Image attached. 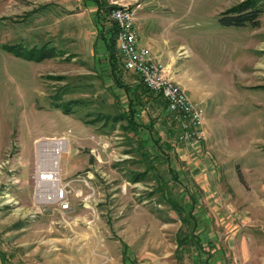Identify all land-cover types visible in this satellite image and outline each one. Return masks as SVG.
<instances>
[{
    "label": "rangeland",
    "instance_id": "obj_1",
    "mask_svg": "<svg viewBox=\"0 0 264 264\" xmlns=\"http://www.w3.org/2000/svg\"><path fill=\"white\" fill-rule=\"evenodd\" d=\"M83 1L0 0V264H68L63 254L75 251L68 244L73 237L102 240L90 257L118 254L124 238L151 261L174 247L179 227L190 236L184 264H193L197 245L239 264L238 239L264 240V116L253 106L256 91L229 84L225 74L244 55L249 67L255 43L264 41V7L257 27L228 26L220 13L243 0H143L174 1L167 19L173 17L175 59L163 64L167 75L176 67L184 78L178 84L204 110L205 137L190 150L176 141L177 122L158 93L145 97L135 128L120 116L127 97L114 86L107 53L94 47V8ZM19 44L37 52L54 46L58 54L27 60L4 47ZM117 75L143 84L121 62ZM57 97L81 102L65 114L52 105ZM44 137L68 139L59 159L61 180L71 189L64 215L56 204L36 212V141ZM161 188L175 197L193 194L201 227L183 224Z\"/></svg>",
    "mask_w": 264,
    "mask_h": 264
},
{
    "label": "crops",
    "instance_id": "obj_2",
    "mask_svg": "<svg viewBox=\"0 0 264 264\" xmlns=\"http://www.w3.org/2000/svg\"><path fill=\"white\" fill-rule=\"evenodd\" d=\"M83 4L85 5V7L94 8V11L92 12V19L95 22L96 27H98L97 40L94 41V47L97 46L99 50L103 49L106 52L104 42L99 36L101 27L100 24L97 22V16L95 13L96 6L91 1H87V0L83 1ZM132 4L135 9L134 26L136 28L139 37V43L149 48L153 60L160 61L162 63L168 62L169 60L173 62V60L175 59L174 57L175 48L173 46V42L169 41L170 37L168 33V29L170 27V23L173 17L171 18L170 16L171 20H168L167 18H168V12L169 13L173 12L174 1H170L169 3H167V1L139 0V1H132ZM258 20L260 21L261 18H258ZM222 43L224 47L230 48V42L228 40L223 41ZM116 46H117V40H116ZM177 46H180V44H177ZM244 51H245V45H244ZM249 62H250L249 67L244 68L245 65V55H244L243 58L238 59V62L236 63L237 65H235L234 68L231 69L230 64H228L226 69L227 74H225V77L226 76L228 77L227 78L229 80L228 83L231 85L253 88L256 91V94L253 99V106L261 116H264V41L262 42L260 40L258 43L257 42L255 43L253 47V51L251 52V57H249ZM175 68H176L175 66H173V70L167 68V72L174 81H176L181 85L184 78L179 75V73L175 70ZM224 68L225 67H223V69ZM117 77H119V82L123 84V87H127L129 89L130 97L136 96L138 94L139 89L137 88V85L139 83L137 81H131L130 79L128 81H125L123 79L124 76L122 75H117ZM114 86H116L115 82H114ZM123 87H121V89H123ZM142 99L146 100L145 96H143ZM126 107H127V103H126ZM184 145L187 148H190V150H195L199 146V144L196 145L195 147H190L187 144ZM180 196L182 195L180 194L179 197ZM188 197L189 195L187 196V198ZM170 208L173 209L171 206ZM174 211L177 213L176 210ZM36 212L39 213L38 211ZM65 212L68 211L61 212V215H64ZM141 212L148 214L149 210L145 208V211L144 209H141ZM192 213L194 214L197 222L195 223L194 226L191 227L197 228L199 225V219L196 217L195 207L192 208ZM191 225H193V222H191ZM200 227L201 226H199L198 228ZM179 231L181 232V227H179L177 230L174 247L169 251V253L160 256L153 255L155 256V258L153 257L154 259L151 261H149V259L152 258L150 255L134 254L133 252L134 250L131 249L132 246H130L128 240L124 238L118 240L120 243V250H119L120 252L118 254L114 253L111 255L110 254L105 255L101 252L100 254L96 253L93 257L92 256L90 257L88 255L89 251L97 252L95 246L101 244L102 240L84 239L78 241L75 237H73V239H69L68 244L70 245L71 242V244L76 246V249L72 253L63 254V258L64 260L67 259L65 260V262H67L68 264H184L183 255L181 253L182 249L180 248V246H178V242H177V236ZM189 237L190 236H188V238ZM141 238L142 240L144 239V234L142 235ZM210 240L211 238L208 240V242L211 243ZM197 241L199 242V239L195 237L193 239V243L196 244ZM236 242H238L237 258L239 264H261L263 262L264 240L261 242L253 241V243H249L248 245L246 243L247 240L244 239H238V241ZM92 243L94 244V246L92 245ZM250 245H252V247ZM88 247H91V250L90 249L86 250ZM196 248H198V251L196 255H193V261H194L193 264H226V261L224 260V256L221 262L222 255L219 256L218 254L219 251L218 253H214L215 248L211 250L208 249L209 251H203V249H201L200 246L198 245L196 246ZM249 248H252L251 252H248Z\"/></svg>",
    "mask_w": 264,
    "mask_h": 264
},
{
    "label": "built area",
    "instance_id": "obj_3",
    "mask_svg": "<svg viewBox=\"0 0 264 264\" xmlns=\"http://www.w3.org/2000/svg\"><path fill=\"white\" fill-rule=\"evenodd\" d=\"M113 3L108 15L117 26V49L124 68L137 74L147 89L164 98L168 112L173 114L177 122L176 141L195 147L205 137L202 106L167 75L163 63L152 59L149 48L139 43L134 26V7L117 1ZM36 148L40 156L33 181L38 212L44 211L48 204H56L60 210L68 211L71 208L68 199L71 189L68 181L62 182L59 166L60 155L67 148V139L44 137L36 141ZM53 154L59 157L57 164L47 162V157Z\"/></svg>",
    "mask_w": 264,
    "mask_h": 264
},
{
    "label": "trees",
    "instance_id": "obj_4",
    "mask_svg": "<svg viewBox=\"0 0 264 264\" xmlns=\"http://www.w3.org/2000/svg\"><path fill=\"white\" fill-rule=\"evenodd\" d=\"M91 1L96 6V16L97 22L100 24V38L104 42L105 49L108 55L110 73L114 78V82L116 87H123V84L119 82V77H117V66L122 61L119 62L120 55L116 46V33L117 27L114 23H112L108 19L109 10L113 7L109 0H87ZM264 7V0H243L220 13L218 17V21L223 25H233V26H243L249 24L251 27L258 26L259 15L263 12ZM6 49L11 51L14 55L23 57L27 60H36L40 61L45 58H51L56 56L57 49L54 46L48 47V45L43 44L38 50L33 46L28 50H23L22 47L19 45H11V46H4ZM123 65V64H122ZM124 67V66H123ZM125 69V68H124ZM126 70V69H125ZM128 71V70H127ZM138 94L136 96H129V89L127 87H123L124 93L127 96V109L122 113L120 116H127L129 120V124L133 125L135 128L137 123L135 121V116L139 113L140 109L143 108V103H146V100H143V96H150V91L147 89L143 84L139 83L137 85ZM81 99H70L67 101H63L60 97H57L55 100L52 101V105L55 108H60L65 114H70L73 111L71 109V105L80 103ZM166 103V102H165ZM124 114V115H123ZM104 117H108L107 114H103ZM119 118V117H118ZM167 146V145H166ZM168 147V146H167ZM163 160L170 163L171 157L167 152L163 154ZM150 166H153L150 164ZM173 172V176L175 175L174 169H170ZM144 172V171H143ZM135 181L138 180V177L135 176ZM161 188L160 196L161 198L168 203L174 210L177 211L178 215L181 218L183 224H190L193 222V225L197 222L195 219L194 214L192 213V208L195 207L197 203V199L194 195H189L188 198H184L182 196H173L172 191ZM188 235L183 234L179 231L177 236L178 246L183 249V245L187 242Z\"/></svg>",
    "mask_w": 264,
    "mask_h": 264
},
{
    "label": "bare ground",
    "instance_id": "obj_5",
    "mask_svg": "<svg viewBox=\"0 0 264 264\" xmlns=\"http://www.w3.org/2000/svg\"><path fill=\"white\" fill-rule=\"evenodd\" d=\"M39 151V150H38ZM41 151V150H40ZM40 153V152H39ZM39 156H40V154H39ZM58 155L57 154H53V155H51L50 157H47V162H55V164H57L58 163Z\"/></svg>",
    "mask_w": 264,
    "mask_h": 264
}]
</instances>
